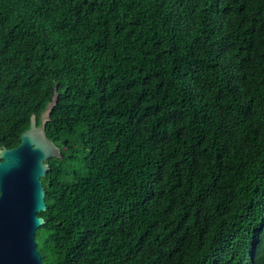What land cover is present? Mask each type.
I'll list each match as a JSON object with an SVG mask.
<instances>
[{
    "label": "trees",
    "instance_id": "1",
    "mask_svg": "<svg viewBox=\"0 0 264 264\" xmlns=\"http://www.w3.org/2000/svg\"><path fill=\"white\" fill-rule=\"evenodd\" d=\"M55 88L42 264H264V0H0V148Z\"/></svg>",
    "mask_w": 264,
    "mask_h": 264
},
{
    "label": "water",
    "instance_id": "2",
    "mask_svg": "<svg viewBox=\"0 0 264 264\" xmlns=\"http://www.w3.org/2000/svg\"><path fill=\"white\" fill-rule=\"evenodd\" d=\"M58 101L57 88L37 119L20 135L16 148H0V264H42L35 232L44 225L46 210L41 179L46 162L60 158V149L47 137L46 124Z\"/></svg>",
    "mask_w": 264,
    "mask_h": 264
},
{
    "label": "clouds",
    "instance_id": "3",
    "mask_svg": "<svg viewBox=\"0 0 264 264\" xmlns=\"http://www.w3.org/2000/svg\"><path fill=\"white\" fill-rule=\"evenodd\" d=\"M38 251V250H37Z\"/></svg>",
    "mask_w": 264,
    "mask_h": 264
}]
</instances>
